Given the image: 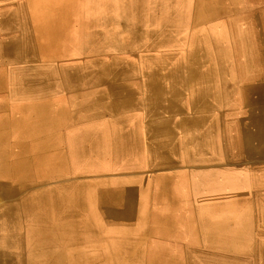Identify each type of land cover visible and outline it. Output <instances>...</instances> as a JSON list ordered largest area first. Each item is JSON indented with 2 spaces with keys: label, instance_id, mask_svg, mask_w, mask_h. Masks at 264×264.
Listing matches in <instances>:
<instances>
[{
  "label": "bare ground",
  "instance_id": "bare-ground-1",
  "mask_svg": "<svg viewBox=\"0 0 264 264\" xmlns=\"http://www.w3.org/2000/svg\"><path fill=\"white\" fill-rule=\"evenodd\" d=\"M59 1L61 5L56 7V22L54 25H47L50 27L53 25L55 28V30L48 31L54 36L45 34L49 44L44 49L39 47L40 54L43 52L46 55L55 50L56 60H52L53 63L54 61L58 64L70 59H85L91 60L90 62L97 67L91 69L94 67L92 66L90 70L75 72V76L67 75L65 77L68 82L61 84H59L61 79L58 78L60 72L57 70L44 72V74L47 73L46 78L56 79V89L77 90L84 85L104 87L102 90L89 92L83 96H77L78 93L70 96L68 101H77L76 109H71L72 111L87 112L93 116L111 115L112 113L117 115L126 113L127 115L141 108L147 116L140 122L138 132L134 131L133 126L129 127L125 124V118L117 116L112 120L117 136L108 138L106 132L92 131L91 138L89 137L90 139L85 141L86 144L84 143L89 149L79 152L83 149L75 148L76 152L56 162V170L59 173L54 174L57 179H83L85 175L78 174L75 165L79 160L86 158L88 162L98 166L88 174L95 175L93 176L94 182L87 183L84 180L82 184L78 181H71L70 184H63V182L64 187L60 189L63 194L56 193L59 188L43 191L38 187L32 193L24 194L22 192L26 184L11 182L8 186L10 188H7L8 190L0 197V264H41V262L44 264H264V242L259 236L255 239L252 235L250 236L253 223H251L252 218L248 216L250 213L248 210L237 212L234 207L216 205L208 202L206 198L195 199L193 205L196 212L192 217V222L196 229L191 230V223H188L183 239L201 245L190 249L191 255L187 261H180L179 258L174 257V247L170 244V240L165 243L161 240L152 241L155 233L166 232L164 226L167 223H180L181 220V216L176 214L178 204L174 202L175 205H172L170 204L172 202L167 199L169 192L164 186L166 182L157 191L160 199L155 200L154 210L156 209L157 213L154 217L152 214L137 217L133 213L136 208H150L152 197L156 195L151 189L153 181L171 179L167 174L166 177L161 170L165 166L164 163L171 162L166 157L165 149L169 145L172 148L175 144L178 130L186 127L185 124L190 122L193 124V130L189 129L185 132L184 138L187 143L202 145L210 142V133L203 127L210 120L214 103L220 102L218 106L221 108L231 106L229 81L235 80L233 69L236 64L240 63V66L245 69L244 74L248 79L264 80V56L262 57L256 44L247 38L242 39L241 35H237L236 29L233 31L235 36L233 38L236 40L234 49L224 44L227 39L224 33H213L211 37L204 33L199 38L196 36L192 41L189 40V32L196 31L198 27L222 15L221 5L214 4L213 0H195L194 6L189 3L190 0H165L164 2L163 0H150V2L156 1L158 5L149 9L142 6L141 2L144 0ZM37 2L41 0H29L30 4ZM161 4H167V7L161 8ZM55 31L56 34H54ZM254 31L256 30L250 29L248 32ZM36 39L34 38L35 43H37ZM52 43L55 46H52ZM29 46L26 43L21 48L22 51L26 49L30 51ZM235 49L241 50L239 52L244 55L240 62L234 53ZM213 63L218 64L221 70L227 69L228 72L222 73L220 92L212 94L209 92L208 94L203 92L202 87L207 89L208 83H213L214 78L211 73L213 70H205L208 67L207 64ZM23 79L25 82V78ZM69 84L71 86H68ZM197 85H201L199 89L196 88ZM190 88L193 89V100L187 105L190 108L188 110L187 106L183 107L181 103L185 102L186 93ZM248 90V99L264 96V91L261 93L260 88ZM49 94L50 91L46 93V95ZM81 100L90 103L82 106ZM208 101L210 103L212 101V105ZM43 109L39 110L43 111ZM216 109L220 110L218 107ZM189 111L191 115L187 113ZM174 112L185 114L184 119L175 123L167 118V115ZM64 113H66L65 110ZM250 129L254 130V127L246 124L244 133ZM134 132L142 133L143 136L138 139L131 137ZM143 146H146L150 153L146 159L138 160V150L141 149L143 153ZM171 154L173 152L169 153ZM145 160L151 163L153 173L150 176L140 174L138 164L140 161L142 164L145 163ZM158 160L160 162L156 164ZM102 163H113L114 165L107 168ZM3 170L4 168L1 172L6 174ZM106 176L110 177L108 182L98 180L100 177L106 179ZM145 182H148L146 184L148 189L143 188L144 185L141 192V194L144 192L142 196H145V201L138 203L136 207L132 198L135 193V183H139L141 188ZM257 200L263 202L264 198L254 199V201ZM242 201L246 205L250 203L249 200ZM165 208L169 211L165 217L166 222L160 213ZM95 210L103 214L105 224H107L105 226L110 224L119 226L117 233L111 235V233L105 234L100 231L102 226L97 221ZM197 211L199 214H196ZM189 217L190 215L186 216V218ZM152 220L156 226L150 228L148 226L152 224ZM136 223L140 228L135 227ZM243 223L247 224L248 228H244ZM121 225H125L126 228H122ZM193 230L197 232V235ZM105 239L107 249L111 246V249L118 250L116 251L118 258L104 261L101 257L105 255L101 254L94 261L87 256L86 251L82 250L93 243L101 244ZM237 255L249 256L253 259L241 257L238 259ZM43 256L46 258L45 261L41 260Z\"/></svg>",
  "mask_w": 264,
  "mask_h": 264
},
{
  "label": "crops",
  "instance_id": "crops-1",
  "mask_svg": "<svg viewBox=\"0 0 264 264\" xmlns=\"http://www.w3.org/2000/svg\"><path fill=\"white\" fill-rule=\"evenodd\" d=\"M217 1L218 2L216 3L213 1V3L216 5L219 4L218 6L221 5L222 15L218 19L213 20L206 25L198 27L196 31L189 32V40L192 41L196 36L199 38L204 33L209 34V37H211L213 33L216 34L217 28L215 29L214 27L217 25V23L223 22L220 20L224 19V17H244L242 21L228 25L230 29L228 28L229 30H225L226 33L224 34L226 35L227 39L225 40L224 44H226V46L230 47L231 49H234L236 40L233 38L235 37L233 35V31L236 29L235 31L238 36L241 35L242 39L247 38V40H250L251 42L256 44L263 57L264 39L262 38H264V30L259 35H256L254 32H256L257 30L261 32V30L248 23L251 18L250 16L255 13V10H257V8L247 7L243 10L241 8V11H232L229 10L230 8L228 9L224 6V1ZM17 11H19V13ZM55 12L56 0H41V2L31 4L29 3V0H2L0 2V41H2L0 42V132L3 133H0V162L2 163H0V166L2 165V167L11 166V160H13V152L33 151L34 149L29 146L30 144H35V149H38V151H56V162L62 161L64 159V156L66 157L67 155H71L72 153L76 152L77 150L75 151V148L83 149L79 150V152L85 151V149H89L87 145H84V143L91 138L92 131H96L94 130L93 122L94 120H97V118L95 117L96 115L93 116L92 114H89L87 112L72 111L76 109L77 101H68L69 97H67L66 101L64 99V101L61 102H66V105L61 106V110L56 106L60 105V98L56 97L55 91L57 88L56 79H47V73L44 74V72L51 71L52 69L56 70V61H54V63L52 61L56 60V51H50L46 55H44L43 52H41V54L39 52L41 48L44 49L49 44V40L47 39V36L45 34L50 36L52 33L48 31L55 30V28L53 27L54 23L56 22ZM48 24L53 25L50 27L47 26ZM230 25H234L233 31L231 30ZM12 26H15L17 28H13ZM250 29H255L256 31L249 33L248 31ZM54 34H56V31ZM34 38H37V43H35ZM26 43L30 45V51L28 49L22 51L21 48L26 45ZM52 46H55V44L52 43ZM239 51L241 50L235 49L234 53L238 58V61L240 62L242 61V57L244 55H241V52ZM213 58H215V56H213ZM207 66L208 67H206L207 69L205 70H213L211 73L214 80H212L213 83H208V87H206L207 89H204L202 87L203 92H206L208 94L209 92L210 94L218 91L220 92L223 77L222 73H227L228 71L227 69L221 70L216 63L210 65L207 64ZM233 72L235 73V80L229 81V94H231L230 96L232 98L231 100H229V102H231V106L228 105L221 108L218 106L220 102L214 103L210 120L203 127L204 130L210 133V142L202 145L199 143L198 145H189L184 137L186 136V131H188L189 129L191 131L193 130V124L187 122V124H185L187 125L186 127H182L180 130H178L176 134L177 139L172 148H170L169 145L165 149L166 157L171 162L164 163L165 166L161 171H163L162 173H164L165 175H169L171 179L168 178L167 180H156L152 182V187H155L154 191L156 194L154 197H152V200L160 199L158 195L159 192L157 193V191L161 188V185L166 182L164 186L168 188L167 192H169L170 195H168L167 199L172 202L170 203L172 205H175V203L178 204L176 214L180 215L181 217L187 215H195L196 211L193 205L195 199L203 200L206 198L208 202L219 205L221 204V199L226 197L249 200L250 202L257 197L264 198V96L262 95L257 98L248 99V89L260 88L261 93L262 91H264V80L260 79L259 81H255L245 77L246 75L244 73H246V71L242 66H240V63L236 64ZM23 78H25V82ZM200 86L201 85H197L196 88L199 89ZM83 87L89 88L91 86L84 85ZM49 91L50 94L46 95V93H48ZM192 92L193 89L191 88L187 91L185 102L181 103L183 104V107H186L189 102H192ZM86 94L87 93L85 92V94L83 95ZM80 102H82L80 103L82 106H87L90 103L86 100H81ZM229 102L224 103L228 104ZM211 103L209 102V104ZM257 105L259 106L257 107ZM217 107L220 109L219 111H217ZM244 107L246 108V110L250 109V111H246ZM39 109H43V111L45 110V112L40 111ZM56 109H58V111ZM187 109H190L189 106H187ZM64 110L66 113H64ZM236 110H238V112H236ZM40 112L43 113L41 114ZM134 112L135 110L129 113L131 115H125L126 113L124 115H117L115 113H112L111 115L104 114L102 115V117L106 116V118H103V120L108 119L109 121L117 118V116L118 118L122 117L125 119H129V122H131L128 126H133L135 129L133 130L138 132V126L140 123L137 121L139 119L144 120L147 115L145 114V112H141L143 115L140 116L139 112H136L135 114ZM190 112L191 111L187 113L191 115ZM229 112L232 114H230ZM184 115L174 112L167 115V118L175 123H179L182 121V119H184ZM132 120L136 122H132ZM42 123L46 126H43ZM246 124L250 126L252 125V128L254 127V130L250 129L244 133V126ZM109 125H111V127H109L108 125L104 127V125V129L101 128L97 131L101 130L103 133L106 132L108 138H113L118 134H116L117 131L115 129V126L112 125V122ZM210 127H212V129H209ZM122 133L123 132H121V134ZM141 134L142 133L138 134L134 132L131 137L134 136L138 139L140 138V136H143ZM43 145L46 147H44ZM50 145L52 147H48ZM142 148L143 153L141 149L138 150V160H141L142 158L143 160L146 159V156H148V153H150V151H147L148 148L146 146H143ZM169 151L173 152V154L169 155ZM10 153L12 155H10ZM232 160L235 161L232 162ZM158 162H160V160L156 161V164ZM173 162L175 163L173 164ZM102 164H100V166ZM113 165V163L103 164V166L107 168ZM138 165L140 168V174L142 176H150L153 173L151 171V163L148 160H145V163L143 164L140 161V164ZM91 167V162H88L86 158H84V160L81 159L76 162L75 169L78 174L85 175L84 178H78L74 180H63L56 178V188H59L58 190H56V193L63 194V192L60 190L64 187V185H62L63 182V184H70L69 182L71 181H78L79 184H82V180L87 183L94 182L93 176L88 175L89 173H91ZM56 172L58 171L56 170ZM109 178L107 177L105 179V177H100L98 178V180H101L102 182H108ZM11 182V180H8V183ZM147 183L148 182L143 183L141 185V188L139 183H135V193L132 198L135 201L136 207L138 203L141 204L143 200L145 201V196H142L144 192L142 194L141 192L143 191L142 187L144 185L145 187L143 188L148 189L146 186ZM140 194L141 196H139ZM137 209L138 208L133 211V213L136 214L137 217L138 215L144 216L148 214L150 210V208L147 209V207L138 210ZM94 213L96 215L98 223H100L102 226L100 231L104 232L105 234L111 233V235L117 233V231L119 230V226L116 227L115 225L111 224V226H105L107 224H105L104 216L101 211L95 210ZM160 213L162 215H168L169 211L165 208L162 209ZM196 214H199V211H197ZM181 221L182 219L180 220V222ZM137 223L134 224L135 227L138 226L140 228ZM121 227L126 228L125 225H121Z\"/></svg>",
  "mask_w": 264,
  "mask_h": 264
},
{
  "label": "rangeland",
  "instance_id": "rangeland-1",
  "mask_svg": "<svg viewBox=\"0 0 264 264\" xmlns=\"http://www.w3.org/2000/svg\"><path fill=\"white\" fill-rule=\"evenodd\" d=\"M1 1L2 0H0V2ZM164 1L165 0H163V2ZM213 1L215 3L218 2L217 0H213ZM222 1H224V6L228 9L230 8L229 10H232V11H234V10L241 11V8L243 10L244 8H247V7H250V8L256 7L257 10H255V13H253L250 16L251 18H250V21H248V23H250V25H252V26H255V28L257 27L261 30V32H259L258 30L256 32H254L256 35H259L260 33H262V31L264 30V3H263L264 0H222ZM194 2H195V0L189 1V3H191V5H193V6L195 5ZM141 3H142V6L144 8H147V9L153 8L155 5H158V4H156V1L150 2V0H144ZM60 5H61L60 1L56 0V7L60 6ZM160 7L166 8L167 4H165V5L161 4ZM258 8H260V9H258ZM243 18L244 17L237 18V17L229 16L228 18H224V19L220 20L223 22L217 23V25L214 27L215 29L217 28L216 33L217 34L218 33L219 34L226 33L225 30H228V25L231 24V22H232V24L236 23V22L238 23V22L242 21ZM229 20H230V22H229ZM231 30L232 31L234 30V25L231 26ZM262 39H264V38H262ZM90 61L91 60H85V59H80V60L79 59H74V60L70 59L66 62L61 61L60 63L56 64V70L60 72L59 73L60 75L58 78H60L61 81L59 82V84H61L62 82H64V83L68 82L67 78L65 77L67 75H69V77L75 76V72L90 70V68L92 66H94V67L91 69H94L95 67H97V66H95L94 63H91ZM72 66H73V68H72ZM218 79H219V76H218ZM60 86H63V85H60ZM68 86H71V84H69ZM92 87L93 86H91L89 88L88 87L87 88H85V87L77 88V90L76 89L73 90L72 88H70V89L58 88V89H56V91H57L56 97L60 98V105H56V106L61 108V106L66 105V102H64V103H61V102H63L64 99L66 101L67 97L74 96V94L76 95V93H79L78 95L81 96V95L85 94V92L86 93L94 92V91L102 90L104 88V87L101 88L99 86L93 87V88ZM95 94L96 93H94V95ZM56 110L58 111V109H56ZM136 112L137 113L139 112L140 113L139 115L142 116L143 114L141 112H144V110L139 108V109L135 110L134 114ZM95 117L97 118V120L93 121L94 122V130H99L101 128L104 129V127H106V125L111 127V125H109V124L112 121H109L108 119L103 120V118H106V116L102 117V115H96ZM128 121H129V119H126L125 124L127 126L131 122V121L130 122H128ZM141 121H143V119H139L137 122L140 123ZM132 122H136V121L132 120ZM51 145L48 147H52ZM29 146H31L33 149H35V147H36L35 144H30ZM44 147H46V146H44ZM32 152H34V153H32ZM48 152H50V153H48ZM13 153H14V155H13V160L11 162V166L10 167L9 166L0 167V197H1V195H3L5 193L6 190H8L10 188V187L8 188V186L11 185V183H8V180L9 181L11 180L12 182L17 181V182L21 183L22 185L26 184L25 189L22 192L24 194L32 193V191L37 189V187L39 188V190H43V191L44 190L45 191L52 190L54 188H55L54 190H56V174H54V173H56V151H52V150L51 151L50 150H44V151L35 150L34 151L33 150V151H29V152H13ZM26 156H27V159H26ZM47 156H49V158H47ZM32 159H33V161H32ZM35 162H36V164H35ZM45 165H47V166H45ZM2 168H4L3 171H5L6 174L4 172H1ZM97 168H98L97 164H95V165L92 164L91 172ZM47 172H49V173H47ZM9 175L11 176V178ZM92 176H95V175H92ZM36 182H37V184H36ZM154 188L151 186V189L154 190ZM155 200L156 199L152 200V203L150 205V210L148 213V214H152L153 217L157 213V211L154 210V206H153L154 203L156 202ZM242 200L243 199L234 198V197H232V198L226 197V198L222 199L221 204L224 207H230V208L234 207V209H236L237 212H246V210H248V212H250V213H248V216H250L249 218H252L251 223H253L251 225L250 236L252 235V237L254 239L256 238V236H259L260 239H262V241L264 242V203L259 202L258 200L257 201L253 200L249 204L246 205V204H244V202ZM248 205H251V207H247ZM165 217H166V215L163 214L162 218L166 222ZM192 217H193V215H190L189 218H186V216H183V217H181L182 221L180 223L179 222L167 223L164 226V227H166L165 228L166 232L165 233H160V232L155 233L154 237L152 238V241L161 240L162 243H165L166 241L170 240L171 241L170 244L172 245V247H174V252H173L174 257L179 258L180 261H187V259L190 258L189 255H191L189 252L190 249L193 247L198 248L201 245L200 243L189 242V241L183 239L184 233H186L184 231L188 229L187 228L188 223H191L190 224L191 230L196 229L195 224H193V222H192L193 221ZM184 221H185V223H184ZM151 222H152V224L149 225L148 227L153 228L154 226H156L155 222L153 220ZM242 222H244V221H242ZM34 227H36V226H34ZM243 227L248 228L247 224H244ZM195 234L197 235V232H195ZM196 238H199V237H196ZM106 242L107 241L105 239V241H103L101 244L93 243V244H90L89 247H87V248L86 247L82 248V250L86 251L87 256H90L91 260H94V261H96L97 257H99L101 254L105 255V256H103L104 258L101 257L102 259H104V261H108V260L111 261L114 258L115 259L118 258L119 255L116 257V254H117L116 251H118V250H116L115 248L111 249V246L107 249V247H106L107 243ZM253 252H255V251H253ZM44 256H46V255H44ZM44 256L41 258V260H43V261L46 260V258H44ZM110 257H111V259H110ZM237 257H238V259L240 257L244 258V259H253L252 257H249V256L237 255ZM41 264H44V263L41 262Z\"/></svg>",
  "mask_w": 264,
  "mask_h": 264
}]
</instances>
